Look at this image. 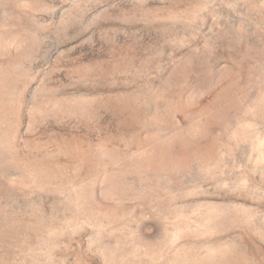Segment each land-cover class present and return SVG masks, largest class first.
<instances>
[{"label":"rangeland","instance_id":"rangeland-1","mask_svg":"<svg viewBox=\"0 0 264 264\" xmlns=\"http://www.w3.org/2000/svg\"><path fill=\"white\" fill-rule=\"evenodd\" d=\"M0 264H264V0H0Z\"/></svg>","mask_w":264,"mask_h":264}]
</instances>
